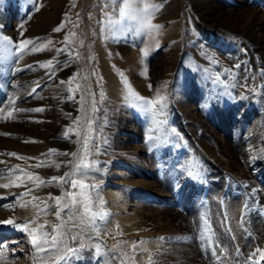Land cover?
<instances>
[{"label": "rangeland", "instance_id": "obj_1", "mask_svg": "<svg viewBox=\"0 0 264 264\" xmlns=\"http://www.w3.org/2000/svg\"><path fill=\"white\" fill-rule=\"evenodd\" d=\"M149 3L159 5L152 14L151 23L162 26L158 30L154 28L151 33L139 32L137 22L128 20L118 26L123 31H108L105 13L113 20L119 19L120 6L119 2L113 5L110 0H33L32 3L28 0H4L0 5V35L12 38L14 44L27 38L47 45L44 51L25 54L21 61L5 60L7 54L0 52V65L3 66L0 67L3 73L0 76V185L9 184L8 188L0 187V221L10 219L15 224L27 225V230L0 226V245H6L0 247V264H63L51 245L48 246L52 249L50 253L37 254L30 235L32 229H36L33 235L46 232L49 239L55 235L52 226L60 224L61 220L55 217V201L46 197L49 193L60 196L61 188L55 184L36 187L28 182L27 174L48 180L71 171L72 165L66 166V162L74 159L70 154L82 148V143L77 141L83 142L86 135L101 145V153L88 158L100 162L99 171L94 174L96 181H85L87 184L95 183L98 189L92 192V211L123 215L125 211L111 208V201L106 198L111 191L122 194L123 201L129 200V207L132 203V208L137 205L135 208H140L142 215L154 216L158 210L159 215L170 211V217L156 224L145 216L142 231L134 229L131 242L124 241L122 230L108 229L98 220L101 229L99 240H88V236L94 234L87 232L86 248L79 259L70 260L69 264H103L104 261L107 264H138L135 258L146 251L140 237L145 230L156 241V247H150V255H142L141 264H144L145 258H150L155 264H176V259L179 263L184 262L185 259L176 256L173 246L178 240L192 246V239H195L194 248L188 249L193 250L203 264H217L210 249L202 250L197 237V227L202 226L201 216L207 217L210 229L216 233L221 244H228L230 259L224 264H234L231 257L235 254L237 242L244 244L250 239L246 231L252 228V221L248 218L255 212V206L250 202L253 184L243 169L235 167L237 165L225 149L226 126L230 123V126L238 128L236 132H240L241 125L229 120L232 116L237 118L238 112L227 116L225 111L228 106L239 103L243 104L242 111L247 113V98H243L247 95L258 98V105H254L256 109L264 105V94L253 95L241 87L246 83L255 84L260 93L264 92V88L260 87L264 84L253 73L247 74L249 69L241 70L244 76L237 79L239 71L235 68V59L238 58L240 37L227 27L215 25L210 11L220 14L221 24L241 22L242 19L264 23V0H149ZM242 3L262 11L256 15L250 12L242 15L240 11L234 16L225 15L229 8L236 9ZM3 7L7 8L5 13L9 14V23L3 20ZM26 10L31 15L27 23ZM61 23L64 24L63 30L53 31ZM148 40L151 41L150 47L142 50ZM127 46L140 52L130 54L125 51ZM28 47L31 48V45ZM63 48L69 49L71 56L66 52H57V49ZM15 51L12 48V52ZM143 51L149 53L147 57ZM118 57L120 63H116ZM50 59L57 69L55 79L46 75L48 69L38 65L34 71L15 72L16 66L24 67ZM107 61L113 76L105 74L103 63ZM72 77L75 79L69 85ZM248 78H252L251 81ZM61 80L65 83L61 84ZM35 81H39V87ZM125 82L144 98L157 99V91L160 96L166 97L164 115L158 119H166L167 123L159 126L152 124L143 113L130 107ZM149 84L152 85L151 90ZM228 84L234 91L230 97L224 93ZM33 87L37 88L36 93L29 95ZM69 87L75 91H68ZM101 91L105 97L103 101ZM92 94H95L98 109L95 113L92 112ZM70 96L74 99H68ZM82 96L83 111L79 102ZM12 98L15 99V108L43 107L45 111L17 112L12 106ZM76 102L77 111H74ZM9 111L13 116L4 119ZM86 115L93 120L90 129L84 127ZM118 116L126 120L117 124ZM78 117L81 123L76 124L74 122ZM67 121L71 123L67 124ZM56 125L60 126V130L55 129ZM224 125L225 128H222ZM25 126L30 134L26 133ZM248 127L245 126L247 131ZM149 128L153 131L150 132ZM256 132L252 127L251 133ZM149 135L155 139L150 141ZM104 138L107 144L103 143ZM238 138L233 133L230 139L237 145ZM51 149L69 155H42ZM12 152L17 156L7 155ZM42 161L59 163L63 173L58 175L54 164L33 167ZM189 171L194 173L193 177L187 175ZM68 187L65 185V190ZM34 196L41 199H33ZM245 203L249 205V215L245 216L241 226ZM81 210L78 209V212ZM61 219L66 221L68 217L62 213ZM39 225L44 227L41 229ZM229 227L231 234L225 231ZM189 228L194 233L188 232ZM68 229H72L71 223L65 224L62 231ZM74 234L75 230L69 232L70 247H78V242L70 239ZM231 236L236 239L232 240ZM162 237L165 239L162 240ZM95 243H99L105 253L102 260L95 258ZM60 247L65 246L61 244ZM40 255L46 259L41 260ZM253 259L257 264L264 262L260 253Z\"/></svg>", "mask_w": 264, "mask_h": 264}, {"label": "snow or ice", "instance_id": "obj_2", "mask_svg": "<svg viewBox=\"0 0 264 264\" xmlns=\"http://www.w3.org/2000/svg\"><path fill=\"white\" fill-rule=\"evenodd\" d=\"M29 3H32L33 0H28ZM110 2L115 5L119 2V9H118V16L119 19L113 20L111 16L108 13H105V15L108 17L107 21V30L110 32H117V31H123L122 28H118V26L122 25L125 20L128 21H135L138 24V31L142 33H151L152 30L159 29L160 25H153L151 23L152 14L154 13V10L158 9L159 5L156 4H150L149 0H110ZM4 3V0H0V5ZM151 10V11H150ZM64 28V24L61 23L58 25L53 31L60 32ZM21 29H23V25H21ZM22 35V32H21ZM51 43V41H49ZM31 45V48L28 46ZM47 45L37 44L34 39H21L18 43L13 42V39L8 37L7 35H0V52L6 53L7 55L4 56L5 60L9 59H15L16 61H21L24 59V55L27 53H37L44 51ZM12 48H15V53L12 52ZM57 52H66L69 56H71V52L67 48L63 49H57ZM149 53L147 51H143V55L147 57ZM56 63H59L58 60H56ZM39 66L40 68L48 69V72L46 75L49 76L50 79H55L57 74V69L55 68L53 64V60L50 59L46 62L40 63L36 62L35 64L25 65L24 67H15V72L20 73L26 70H35L36 66ZM0 67H3L0 65ZM241 65L237 64L235 65V68H240ZM3 73L0 72V76H2ZM75 77H72L69 79L68 84L71 85V83L74 81ZM249 81H251L252 78H248ZM37 87H39V81H35ZM61 84L65 83L63 80L60 81ZM125 87L129 93L128 99L129 106L135 108L137 111L143 113L147 119L151 121L152 124H155L159 126L160 124H166V119L160 120L158 119L159 116H163L164 112L163 109L165 107V101L166 97L160 96L159 91H157V99H147L140 95H138L136 92H134L131 89V86L125 82ZM149 89L151 90L152 85H148ZM241 87L245 89L246 92H251L253 95L257 94H264V92H257V86L255 84H242ZM264 88V86H261ZM90 88V85H89ZM68 91H75L71 87L67 89ZM37 88L33 87L31 89V92L29 95H32L33 93H36ZM93 96V105H92V112L95 113L98 111V109L95 106V94H92ZM6 98L7 94H6ZM101 101L104 100V93L101 91L100 93ZM247 98V96L243 97ZM68 99H74L73 96L68 97ZM81 103V111H83V104H84V98L81 97L80 101ZM157 105H159V108H157ZM12 106L15 108V99L12 98ZM17 112H43L45 109L43 107H36L33 109H19L15 108ZM70 115V114H66ZM13 116V113L9 111L7 113V116L3 117L4 119L11 118ZM76 124L81 123V118L78 117L77 120L74 122ZM93 120L90 117L85 116L84 120V127L85 129H90L92 126ZM106 123V121H105ZM102 131V129H101ZM149 131H153L152 128H149ZM173 132L175 130L173 129ZM67 136V132L65 133ZM77 136H79V133H77ZM148 139L150 141L154 140L155 138L151 135L148 136ZM34 142V141H33ZM78 143H82V148H78L76 152L71 153L70 155L74 158L73 160L67 161L66 166L68 164H71V171L65 172L62 176H53L51 179L43 180L39 176H33V174L28 173L27 174V180L28 182L32 183L36 187L40 186H50L55 184L56 186L61 188V195L60 196H53L51 193L48 194L46 199H51L55 201V217L58 220H61L60 224L53 225L52 226V232L55 233V235L51 236V239L48 238L49 233L46 232H40L39 235H33L32 233L36 232V229H32L30 235L32 246L35 248L37 254H43V253H50L52 249H50L48 246L51 245L52 248L55 249L56 253L59 256V261H62L63 264H69L70 260L73 259H79V256L81 252L86 248L85 244V234L87 232H92L94 235L88 236V240H99L100 237V231L97 221H105L107 218L108 213L106 211H92V192L98 191L97 186L95 183L87 184L85 183L88 179L94 180V174L99 171L100 162L96 159H88L92 155H99L101 153V145L98 143H95L94 140H90L89 137L86 135L84 137L83 142L77 141ZM104 144H107V139L104 138L103 140ZM53 153L57 155H63L68 156V153L63 152H57L55 149L49 150L48 153H44L42 155L50 156ZM9 156L16 157L17 153H7ZM19 159H29L28 157H18ZM255 157H253L254 159ZM54 164L55 168L59 169L61 165L59 163H55L54 161H42L41 163H37L36 165H33V167L40 168V167H47L52 166ZM189 177H193L194 173L189 171L187 173ZM37 181L39 183H37ZM23 183V181H22ZM68 185V189L65 190L64 186ZM20 186V185H17ZM0 187L8 188L9 184H2ZM75 190V191H74ZM29 191H32V189H29ZM252 192H255V189L252 190ZM21 195H25L22 193ZM33 199H41L40 197H33ZM221 203H223L221 201ZM7 207V206H5ZM102 207V205H101ZM249 205L245 203L243 205V210L241 212V226H243L244 218L247 216ZM78 209H82L78 212ZM65 213L68 217V219L62 220L61 214ZM201 222L202 226L197 227V237L199 241L201 242L202 250L208 251L211 250L212 257L217 261V264H224L225 261H228L230 258L227 255L228 252V244L224 243L223 245L220 242V239L216 236V233L213 232L207 222V217L201 216ZM227 219V217H225ZM67 223L72 224V229H68L66 231H62L64 229V225ZM45 224H48V221H45ZM0 226H10L13 228H17L20 230H27V225L24 226L15 224L12 220H5L0 221ZM39 228H43L44 225H39ZM207 229V231H205ZM75 230V234L71 235L70 239L76 243L78 242V247H70L68 246V236L69 232H72ZM225 231L229 234H231V228L225 229ZM210 233V234H209ZM162 240L165 238H161ZM232 240H235V236H231ZM63 244L65 247L61 248L60 245ZM0 247H6V245H0ZM135 247V245H134ZM95 249V258L102 260L105 253L101 250V245L99 243H95L94 245ZM219 252V254H218ZM257 253H260V259L264 260V250H262L260 247H256L253 252H250L246 257H243V254L237 245L235 248V254L231 257V260L234 262V264H257V262L253 259ZM2 255V253H0ZM36 258V257H34ZM39 258L41 260L46 259L44 255H40ZM103 264H107V261H104Z\"/></svg>", "mask_w": 264, "mask_h": 264}, {"label": "bare ground", "instance_id": "obj_3", "mask_svg": "<svg viewBox=\"0 0 264 264\" xmlns=\"http://www.w3.org/2000/svg\"><path fill=\"white\" fill-rule=\"evenodd\" d=\"M6 11H7V8L3 7V10L1 11V13L3 14V20H5L7 23H9L10 22V19L8 18L9 14L5 13ZM239 11L241 12L242 15H246L249 12L256 15V14L260 13L262 10L260 11L258 8H254V7L252 8L250 6V4L242 3L236 9L229 8V10L226 11L225 15H231V16L233 15L234 16V14L239 12ZM25 13L27 14V19L25 20V23H27V21L30 19L31 15H29L27 10L25 11ZM216 14H217V12H215V11L211 12L210 11V17H212L211 20L213 19V21L215 22V25H217L218 27L220 25L227 27L228 30H230L233 33H236L237 36L240 37V42H239V45L237 46V49H238L237 52L238 53L236 54L238 58L235 59L237 64L241 65V67L237 69L239 71L237 79L239 77L244 76V74L242 73L243 71H241V70H245V69L248 70L249 69L247 71V74L250 73L249 75H251L253 73L260 80V82H262L264 84V72L263 73L261 72V71H264V23H256L254 21L251 22L250 20L242 19L241 22L234 21L232 23L221 24L220 23V14H217L218 16H216ZM223 14L224 13H222L221 15H223ZM22 15H23V13H22ZM214 17H215L216 21H215ZM22 21L23 20L21 19V22ZM150 45H151V41L150 40L146 41L142 50H145V48L148 49L150 47ZM111 50L113 51V49H111ZM125 51L129 52L130 54H133V55L136 54V52H140V51H137V49H135L133 47H129V46L126 47ZM233 52H235V51H233ZM236 55H234V56H236ZM115 60H117L116 63L121 62L119 57L116 58ZM103 64L105 67L106 76H111L112 73L110 72L108 61L103 63ZM70 66H73V64H71ZM250 69H253V70L250 71ZM261 75H263V77H261ZM111 79H113V78H111ZM229 81L230 80H228L227 83H229ZM227 86L228 87L224 90V93H225L226 97H230L231 93L234 91L232 90V88L229 87V84ZM224 93H223V95H224ZM258 101H259L258 98H256L255 96L247 95V103H248V107H249L247 113L242 111L243 104H239V103H237L236 106L231 105V106H228L226 108L227 112L225 111V113H227V116H232L237 112L239 113V116L237 118L232 116L229 120H234V123L239 122V124H241L240 127L237 126L240 128V132L239 131L236 132V130L238 128L236 129L235 126L234 127L230 126L229 125L230 123H228L226 128H225V125L222 127V128H225V131L227 132L226 135H227L228 139L226 138V140L224 141L226 151L231 156V159L233 160L234 164L237 165L235 167L237 169H243V171H245V173L248 175V178L251 180V182L253 184L251 186H253V189H255V192H252L253 196H251V198H250L251 204H253L255 206V210H253L255 212L252 213L251 216H249L250 218H248L249 221H252V223H251L252 228L250 230L246 231L247 234H250V239H248L244 244H241L239 241L237 242V244H238L242 254L244 255V257H245V255L247 256L246 253L248 251L253 252L256 247H260L261 249L264 250V222H261L262 220H264V217H262L263 216L262 214H264V105H259V108L256 109L255 107H256V105H258L257 104ZM77 104L78 103L76 102L75 105H73L74 111H77ZM254 105H255V107H254ZM226 119L228 120L227 117H226ZM125 120L126 119L124 117L120 118L118 116L116 123L117 124H118V122L123 123ZM70 123L67 121V124H70ZM239 124H236V125H239ZM248 125H249V127H248L249 129L247 131L245 129V126H248ZM252 127H255V129L257 130L256 133H251ZM28 128H30V125H28ZM28 128L26 127L27 130H28ZM55 129L60 130V126L56 125ZM243 129H245L247 132L244 131ZM24 130H25V128H24ZM26 133L30 134V131L28 130ZM233 133H235V135L239 136L237 145H235L236 144L235 140H234L235 143L233 144L232 140L230 139L231 135ZM250 136H253L252 139L250 138ZM70 138H72V137H70ZM71 143H73V142H71ZM116 145L119 146L118 144H116ZM118 150L119 149H117V151ZM197 153H200V152H197ZM253 157H255V158L253 159ZM56 171H57L58 175H61L63 173L61 169H58V170L56 169ZM110 192L108 193L106 198L111 201L109 203L111 208H114L116 211L120 210V211H125V212L122 213L123 215H119V214H117V212H115V213L113 212V214L107 215V218L105 221H99V222L102 226H105L108 229L112 228V229H115L117 232H118V230H122L123 231L122 237L125 238L124 241L125 242H131L132 239H130V238H131V236H134V229L137 230V228H138L140 231H142V225H143L142 222L144 221L146 215L141 214L140 208H138V207L135 208V206H137V205H134V208H132L131 206H133L132 205L133 203L129 207L130 201L127 199L123 201V197L121 196L122 194H119V192H111V193ZM236 195H237V193H236ZM240 196H242V193ZM237 197H234V198H237ZM231 199H232V197H231ZM129 208H130V210H129ZM158 212L159 211L156 210V213H157L156 215H154V216L149 215L150 217L147 215L146 217H148L151 221L156 222V224H160L161 222L168 220V218L170 217V215H169L170 211H165L164 214H162V215H159ZM187 228H188V226H187ZM187 231L190 233H194V230L192 228L187 229ZM145 232L143 234H141L140 237H142V241H144V244H145L144 246H146V251L144 250L145 249L144 248L143 251H145V252H141V253H142V255L143 254L150 255L151 251H152L150 247L155 248L156 247L155 246L156 241L149 237V236H152L151 234H149L146 230H145ZM1 238H2V236L0 235V240H1ZM191 242L193 244L192 246H194L195 245V239H192ZM137 245H139V244H137ZM131 246H134V245L132 244ZM192 246L187 245L186 243H183L182 241H179V240L176 241V246H173L176 248V256L178 258L185 259L184 262H180V263L176 259V264H203L201 259H199L197 256H195L194 251L193 250L190 251L188 249L189 247L191 248ZM154 248H152V249H154ZM192 248H194V247H192ZM139 255H138V257L135 258V262H137L138 264L139 263L141 264L142 263L141 262L142 255H140V257H139ZM144 261H145L144 264H155L154 262H152L153 260H151L150 258H147V259L145 258ZM166 262H167V260H166ZM262 264H264V262Z\"/></svg>", "mask_w": 264, "mask_h": 264}]
</instances>
